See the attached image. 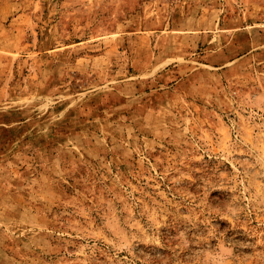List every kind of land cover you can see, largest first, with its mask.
I'll return each mask as SVG.
<instances>
[{
    "label": "rangeland",
    "instance_id": "374dc122",
    "mask_svg": "<svg viewBox=\"0 0 264 264\" xmlns=\"http://www.w3.org/2000/svg\"><path fill=\"white\" fill-rule=\"evenodd\" d=\"M0 264H264V0H0Z\"/></svg>",
    "mask_w": 264,
    "mask_h": 264
}]
</instances>
